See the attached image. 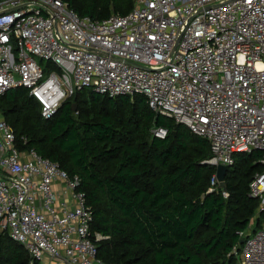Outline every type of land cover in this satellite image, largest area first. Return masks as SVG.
Wrapping results in <instances>:
<instances>
[{
	"label": "built area",
	"instance_id": "2783aa9c",
	"mask_svg": "<svg viewBox=\"0 0 264 264\" xmlns=\"http://www.w3.org/2000/svg\"><path fill=\"white\" fill-rule=\"evenodd\" d=\"M28 90L44 119L76 91L145 95L149 106L207 139L204 162L228 168L260 151L264 165V0H135L92 19L70 0H0V95ZM165 138L168 129L151 130ZM0 117V230L34 261L104 264L78 175L24 147ZM217 172L211 190L219 183ZM225 197L228 193L223 190ZM264 212V169L250 184ZM256 226V225H255ZM240 233L241 264H264V219Z\"/></svg>",
	"mask_w": 264,
	"mask_h": 264
},
{
	"label": "trees",
	"instance_id": "16d2710c",
	"mask_svg": "<svg viewBox=\"0 0 264 264\" xmlns=\"http://www.w3.org/2000/svg\"><path fill=\"white\" fill-rule=\"evenodd\" d=\"M70 3L79 15L102 19L127 14L135 0ZM0 112L26 137L24 147L79 176L91 230L105 236L97 241L104 264H237L240 233L260 205L249 195L253 176L264 169L260 151L235 154L226 189L219 182L211 190L209 141L154 111L145 95L109 97L86 88L44 119L28 90L16 87L0 95ZM155 126L168 135L155 137ZM262 219L264 212L255 228ZM0 264L40 262L0 230Z\"/></svg>",
	"mask_w": 264,
	"mask_h": 264
},
{
	"label": "water",
	"instance_id": "95a60500",
	"mask_svg": "<svg viewBox=\"0 0 264 264\" xmlns=\"http://www.w3.org/2000/svg\"><path fill=\"white\" fill-rule=\"evenodd\" d=\"M76 109H77V106L74 105L73 106V110L76 111ZM227 171H228V167L225 166V165H219L217 167V171H216L217 172V177H218V179L220 181V184L223 187V189H226L225 176H226ZM243 243H244V239L241 238L240 239V244H243Z\"/></svg>",
	"mask_w": 264,
	"mask_h": 264
},
{
	"label": "rangeland",
	"instance_id": "374dc122",
	"mask_svg": "<svg viewBox=\"0 0 264 264\" xmlns=\"http://www.w3.org/2000/svg\"><path fill=\"white\" fill-rule=\"evenodd\" d=\"M0 117H3L2 113L0 112ZM4 118V117H3ZM256 225V224H255ZM40 264H46L44 261L40 262ZM237 264H241V258H240V255H239V258L237 260Z\"/></svg>",
	"mask_w": 264,
	"mask_h": 264
},
{
	"label": "crops",
	"instance_id": "0c3cea01",
	"mask_svg": "<svg viewBox=\"0 0 264 264\" xmlns=\"http://www.w3.org/2000/svg\"><path fill=\"white\" fill-rule=\"evenodd\" d=\"M256 221H257V218L253 217V218H252V221H251V223H253V226H255ZM251 223H250V224H251Z\"/></svg>",
	"mask_w": 264,
	"mask_h": 264
}]
</instances>
